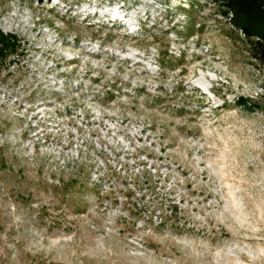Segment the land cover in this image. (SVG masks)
Segmentation results:
<instances>
[{
  "label": "rangeland",
  "instance_id": "rangeland-1",
  "mask_svg": "<svg viewBox=\"0 0 264 264\" xmlns=\"http://www.w3.org/2000/svg\"><path fill=\"white\" fill-rule=\"evenodd\" d=\"M0 0V264H264V12Z\"/></svg>",
  "mask_w": 264,
  "mask_h": 264
},
{
  "label": "trees",
  "instance_id": "trees-1",
  "mask_svg": "<svg viewBox=\"0 0 264 264\" xmlns=\"http://www.w3.org/2000/svg\"><path fill=\"white\" fill-rule=\"evenodd\" d=\"M222 9V15L227 18L228 15L235 16V21L238 26L240 24L237 20L242 19L241 31L246 38L252 39L255 37L251 18L255 14L264 12V0H214ZM254 42L253 58L264 67V37H256ZM18 47V41L14 36L3 35L0 33V61L10 51Z\"/></svg>",
  "mask_w": 264,
  "mask_h": 264
}]
</instances>
